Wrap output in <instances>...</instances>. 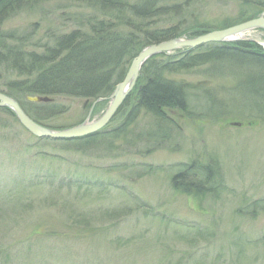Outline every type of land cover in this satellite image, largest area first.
<instances>
[{
	"label": "rangeland",
	"instance_id": "1",
	"mask_svg": "<svg viewBox=\"0 0 264 264\" xmlns=\"http://www.w3.org/2000/svg\"><path fill=\"white\" fill-rule=\"evenodd\" d=\"M255 2L264 6V0H168L169 13L147 22L150 29L212 26L205 34L242 16H263ZM94 9L72 0H31L0 25V39L13 32L26 37L28 48L87 32L86 23H77L100 20ZM242 36L237 42L264 54L263 30ZM207 69L171 78L192 96L209 92L221 104L216 113H175V126L162 130L143 112L121 134L124 113L92 146L36 138L0 112V264H24L25 248L30 264H264V124L242 108L234 92L238 74L213 77ZM0 75L3 90L8 77ZM110 96L40 103L64 111L47 121L62 130L96 121ZM193 162L218 180L212 196L172 188V176Z\"/></svg>",
	"mask_w": 264,
	"mask_h": 264
},
{
	"label": "trees",
	"instance_id": "2",
	"mask_svg": "<svg viewBox=\"0 0 264 264\" xmlns=\"http://www.w3.org/2000/svg\"><path fill=\"white\" fill-rule=\"evenodd\" d=\"M29 1L31 0H0V25ZM41 1L47 0H32ZM72 1L95 8L102 18L99 20L91 17L87 21L83 18L77 24L86 23L89 28L87 32L74 30L63 33L40 46L30 42L26 48L28 43L26 37L24 39L17 37L13 32L0 39V73L8 77L0 93L15 100L35 123L50 129L53 128L48 126L47 121L64 111L51 103L28 102L27 97L58 96L89 100L106 98L123 80L131 60L146 46L176 38H193L213 28L203 24L198 27L182 28L175 24L150 29L147 21L169 13L167 4H164L168 0ZM255 3L254 6H259L258 8L264 11L262 4ZM252 5L250 8H255ZM252 18L253 14L247 18L242 16L235 23L224 25L221 29ZM132 20L143 22L147 26L135 24ZM8 40L15 42V45L8 46L5 43ZM175 53L177 54L156 55L142 66L133 92L127 96L111 120L115 121L125 113V122L119 130L121 134L125 133V129L143 112L153 118L157 129L164 130L165 127L175 126L173 119L163 111L165 108L178 109L191 118L201 114L213 115L220 110L221 104L213 100L209 92L192 96L186 84L171 78L204 66L208 67L207 71L213 77L238 74L234 92L244 104L242 108L248 107L245 111L264 124V54L259 48L237 42L207 44ZM1 80L3 79L0 75ZM0 112L14 117L6 108H0ZM102 134L103 130L86 138L63 142L92 146ZM180 169L171 178L174 190L200 199L212 196L216 191L218 180L212 176L209 167L193 162ZM71 183V180H68L66 187L71 188ZM17 203L19 202H14L15 205ZM35 230L37 229L33 231ZM197 237L203 238L201 240L204 242L207 240L204 235ZM41 249L45 251V248ZM24 251V255L22 254L24 264H30L29 256H26V253L30 252L29 248H25ZM241 253L243 252H239V257H242ZM204 256L209 258L206 253ZM215 258L219 260L218 257Z\"/></svg>",
	"mask_w": 264,
	"mask_h": 264
},
{
	"label": "water",
	"instance_id": "3",
	"mask_svg": "<svg viewBox=\"0 0 264 264\" xmlns=\"http://www.w3.org/2000/svg\"><path fill=\"white\" fill-rule=\"evenodd\" d=\"M252 30L264 31V16L261 15L258 18L250 19L235 26L223 30L211 31L193 38H176L156 45L146 46L131 60L123 80L113 89L108 107L104 113L96 121L91 123H83L62 130H53L41 126L30 119L15 100L2 93H0V108L10 110L17 122L29 134L36 138L52 141H71L86 138L97 134L110 123L128 93L135 86L142 66L150 58L181 49L193 50L207 44L236 42L234 39L236 36ZM27 101L32 103L52 102L48 97H28ZM163 111L171 118L174 117L175 113L183 114L178 109H164Z\"/></svg>",
	"mask_w": 264,
	"mask_h": 264
},
{
	"label": "bare ground",
	"instance_id": "4",
	"mask_svg": "<svg viewBox=\"0 0 264 264\" xmlns=\"http://www.w3.org/2000/svg\"><path fill=\"white\" fill-rule=\"evenodd\" d=\"M264 16V15H263ZM255 18H258V17H255ZM255 18H252V19H255ZM243 36H242V34L241 35H238V36H236L234 39L236 40V41H239L241 38H242ZM162 43V42H161ZM215 44H222V43H215ZM153 45H156V44H153ZM1 109H3V108H1ZM11 112V111H10ZM12 113V112H11ZM13 114V113H12Z\"/></svg>",
	"mask_w": 264,
	"mask_h": 264
}]
</instances>
